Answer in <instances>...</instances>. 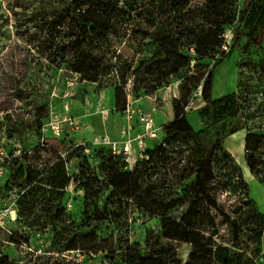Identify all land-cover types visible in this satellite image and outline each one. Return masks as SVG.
Instances as JSON below:
<instances>
[{
	"label": "rangeland",
	"instance_id": "rangeland-1",
	"mask_svg": "<svg viewBox=\"0 0 264 264\" xmlns=\"http://www.w3.org/2000/svg\"><path fill=\"white\" fill-rule=\"evenodd\" d=\"M26 1L31 6L24 9L16 8L14 0H0V264H138V255L147 260L145 264H218L212 245L229 246L231 239L219 219L216 235L203 233L199 244H184L162 239L160 219L148 221L135 211L119 220L109 216L98 222L84 217L82 177L96 176L106 181L101 163L108 161L114 144L123 149L126 140L122 130L128 132V152L133 158L140 154L144 159L159 146L167 151L155 159V170L145 179L147 190L152 192L150 200L169 201L194 182L186 167L196 151L194 138L170 137L163 132L173 120V99H180L179 82L172 81L157 93L145 95L135 93L128 80L125 106L118 109L113 89L118 83L116 75L97 86L81 81L79 75L48 67L41 44L45 32L35 31L36 24L31 23L33 14L44 6L39 0ZM249 2L237 0L238 9H246ZM260 31L261 25L256 22L243 28L240 46L215 70L212 85L208 84L210 72L206 70L191 98L180 104L192 130L199 133L198 143L212 161V195L218 209L226 212L246 204L264 215V180L260 178L264 172L260 176L250 172L244 142L247 135L259 137L253 143L254 159L264 162V35L261 43H256ZM223 38L226 47L222 51L227 54L234 40L229 27ZM113 46L117 53L132 59L123 44L114 41ZM209 95L213 101L228 97L233 103L232 115L215 127L203 118ZM146 117L157 138L143 139L139 144ZM53 127H59L58 135ZM24 155L28 163L41 167H52L58 160L65 163L71 183L63 197L53 195L54 208L48 214L17 213L16 202L23 192L12 185L13 177H7L12 172L11 160ZM166 157L171 163L162 168L161 161ZM115 158V164L125 165L122 158ZM57 205L63 214L51 218ZM185 210L178 207L169 216L178 219ZM113 211L116 207L108 213ZM149 235L153 240L147 247ZM84 236L96 242L84 246ZM72 240L75 250L66 251ZM255 249L253 239L244 235L240 250L232 252L241 256L239 264H264V246L256 257Z\"/></svg>",
	"mask_w": 264,
	"mask_h": 264
},
{
	"label": "trees",
	"instance_id": "trees-1",
	"mask_svg": "<svg viewBox=\"0 0 264 264\" xmlns=\"http://www.w3.org/2000/svg\"><path fill=\"white\" fill-rule=\"evenodd\" d=\"M258 1L262 5L250 0L247 8L242 10L238 9L237 0L37 1L44 8L33 14L31 23L36 24L35 31L45 32L41 44L49 68L79 75L81 81L97 86L116 75L118 83L113 89L118 109L125 106L124 88L128 80L135 93L145 95H153L177 81L180 99H173V120L163 127V132L170 137L194 138L196 151L186 165L194 182L184 187L180 195L173 194L166 202L150 200L152 192L147 190L145 179L147 181L149 173L155 170V159L167 154L165 147L149 151L146 160L138 163L133 173L122 170L124 163L115 164L116 158L109 154L108 161L101 163L106 181H99L96 176L82 177L84 217L98 222L109 216L119 220L124 215L129 218L135 211L148 221L160 219L162 239L184 244H199L204 238L203 233L216 235V220L219 219L220 226L228 229L231 239L229 246L212 245L216 263L239 264L241 256L232 250H240L244 235L253 239L256 244L254 256H258L261 245L264 246V215L246 204L236 205L230 212L218 209L212 195L215 181L212 161L198 143L199 133L192 130L180 105L186 104L200 86L206 70L210 72L208 84L212 85L215 70L240 46L243 28L256 22L261 25L260 33L264 32V0ZM14 2L16 8L31 6L24 0ZM228 27L234 40L226 54L222 51L226 47L223 36ZM114 41L126 47L133 55L131 60L117 53ZM228 100L227 97L213 101L209 95L203 118L214 127L220 124L232 115L233 103ZM258 139L255 135H247L244 142L247 167L251 173L260 176L264 166L260 170L256 166L264 165V162L254 159L256 146L253 144ZM27 158V155L13 158L10 162L12 172L7 177V180L13 177L12 185L23 192L16 202L17 213L19 216L34 211L48 214L54 208L53 195L63 197L71 183L65 163L58 160L52 167H41L28 163ZM169 158L161 161L162 168L171 163ZM260 178L264 180V176ZM107 190L111 192L104 195ZM182 206L186 210L178 219L169 216L171 211ZM114 207L116 211L108 213ZM62 214L63 209L57 205L51 218ZM141 221L143 224L144 220ZM87 238L83 237L84 246L96 242ZM152 240L153 236L146 237L147 247ZM68 244L66 251L75 250V241H68ZM137 261L138 264L147 262L139 255Z\"/></svg>",
	"mask_w": 264,
	"mask_h": 264
},
{
	"label": "built area",
	"instance_id": "built-area-1",
	"mask_svg": "<svg viewBox=\"0 0 264 264\" xmlns=\"http://www.w3.org/2000/svg\"><path fill=\"white\" fill-rule=\"evenodd\" d=\"M224 37V36H223ZM146 119H148L147 117L144 118L145 120V132L144 134L141 135V137H138V142L139 144L142 142V140H154L155 138H157V133H155L154 129L152 128L151 124H149V122L146 121ZM54 129V134H57L59 133L60 129L59 127H53ZM121 136L122 138H124L126 141L124 142V147L123 149L121 147H119V145H113L112 147V152H111V155L113 157H119V158H122V160L125 162V170L126 172L128 173H133V171L135 170L136 168V165L139 161V159L142 161L144 159H146V156L144 159H142V156L139 154L137 157L133 158L131 156V153L128 152L129 150V137H128V132L125 131V130H122L121 131ZM107 138L104 139V142H107ZM123 153V155H122ZM122 156H127V157H122ZM135 156V155H134ZM129 157V158H128ZM142 222V221H141Z\"/></svg>",
	"mask_w": 264,
	"mask_h": 264
},
{
	"label": "water",
	"instance_id": "water-1",
	"mask_svg": "<svg viewBox=\"0 0 264 264\" xmlns=\"http://www.w3.org/2000/svg\"><path fill=\"white\" fill-rule=\"evenodd\" d=\"M263 35H264V32L262 31V32L259 34V37H258V40H257V44H260V43H261Z\"/></svg>",
	"mask_w": 264,
	"mask_h": 264
}]
</instances>
